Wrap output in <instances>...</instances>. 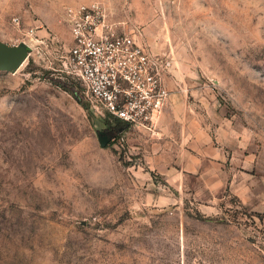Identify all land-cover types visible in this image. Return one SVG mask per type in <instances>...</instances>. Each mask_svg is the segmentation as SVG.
<instances>
[{"label":"rangeland","instance_id":"1","mask_svg":"<svg viewBox=\"0 0 264 264\" xmlns=\"http://www.w3.org/2000/svg\"><path fill=\"white\" fill-rule=\"evenodd\" d=\"M92 2L171 59L167 134L113 135L66 74ZM0 41L28 52L0 71V264H264V0H0Z\"/></svg>","mask_w":264,"mask_h":264},{"label":"built area","instance_id":"2","mask_svg":"<svg viewBox=\"0 0 264 264\" xmlns=\"http://www.w3.org/2000/svg\"><path fill=\"white\" fill-rule=\"evenodd\" d=\"M71 46L62 57L66 74L98 119L106 116L137 132H151L169 96L171 59L133 34H119L96 2L68 12Z\"/></svg>","mask_w":264,"mask_h":264},{"label":"crops","instance_id":"3","mask_svg":"<svg viewBox=\"0 0 264 264\" xmlns=\"http://www.w3.org/2000/svg\"><path fill=\"white\" fill-rule=\"evenodd\" d=\"M166 85H167V88L169 90V96L166 100V103H165L163 109H162V112L159 114V116L155 122L153 130L151 132L143 131L147 134L153 133V134L165 135L169 132L172 125H176V123L174 122V121H176V119L173 120V118L170 117V114L172 113V111L174 109V106L172 105V103L175 102L178 99V97L174 92H171L174 88V85L170 79L166 80ZM197 132L199 133V130H197ZM204 141L206 143H208L209 140L206 137V139ZM198 145L200 147H204L202 140H200L198 142ZM205 148L206 149H204L203 152L202 151L200 152L201 158H204L205 160H207V162H209L211 164L219 165L220 162L224 158L222 152L219 149H215L212 145H209ZM159 173L165 177L164 180L167 182H170L171 178L174 181H178V182H179V179H181V173H179V171L176 170L175 168H173L171 170H168V168H164V170H162V172H159ZM169 177H170V179L168 180ZM174 187L177 188L176 185H174Z\"/></svg>","mask_w":264,"mask_h":264},{"label":"water","instance_id":"4","mask_svg":"<svg viewBox=\"0 0 264 264\" xmlns=\"http://www.w3.org/2000/svg\"><path fill=\"white\" fill-rule=\"evenodd\" d=\"M28 57L27 49L23 46H11L0 41V71L15 73ZM99 144L105 148L108 138L100 133Z\"/></svg>","mask_w":264,"mask_h":264},{"label":"trees","instance_id":"5","mask_svg":"<svg viewBox=\"0 0 264 264\" xmlns=\"http://www.w3.org/2000/svg\"><path fill=\"white\" fill-rule=\"evenodd\" d=\"M57 83L58 87L61 88L63 91L67 92L69 95H71L77 102H79L81 104V99L78 97L77 93L74 91V88H73V85L72 83L70 82H55ZM106 119H110V120H113V124L114 126L112 128H110V132H112L113 135H116L117 132L119 130H125V129H128V126L127 124L119 121V120H116V119H112L108 116H106ZM108 122V121H107ZM109 132V133H110ZM197 219H204L202 215L198 214L195 216ZM206 220H212V219H207Z\"/></svg>","mask_w":264,"mask_h":264},{"label":"flooded vegetation","instance_id":"6","mask_svg":"<svg viewBox=\"0 0 264 264\" xmlns=\"http://www.w3.org/2000/svg\"><path fill=\"white\" fill-rule=\"evenodd\" d=\"M106 136V134H104Z\"/></svg>","mask_w":264,"mask_h":264}]
</instances>
